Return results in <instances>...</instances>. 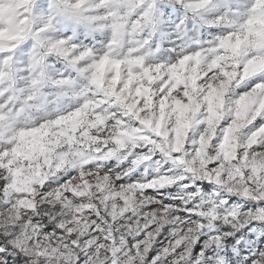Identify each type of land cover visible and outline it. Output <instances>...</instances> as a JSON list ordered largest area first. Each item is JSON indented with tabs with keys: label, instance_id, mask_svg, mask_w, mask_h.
<instances>
[{
	"label": "clouds",
	"instance_id": "1",
	"mask_svg": "<svg viewBox=\"0 0 264 264\" xmlns=\"http://www.w3.org/2000/svg\"><path fill=\"white\" fill-rule=\"evenodd\" d=\"M0 264H264V0H0Z\"/></svg>",
	"mask_w": 264,
	"mask_h": 264
}]
</instances>
